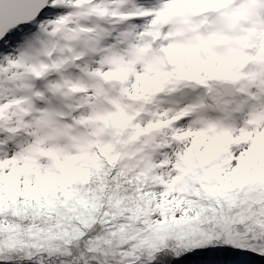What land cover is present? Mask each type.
I'll return each mask as SVG.
<instances>
[{"label": "snow or ice", "instance_id": "snow-or-ice-1", "mask_svg": "<svg viewBox=\"0 0 264 264\" xmlns=\"http://www.w3.org/2000/svg\"><path fill=\"white\" fill-rule=\"evenodd\" d=\"M0 264H264V0H0Z\"/></svg>", "mask_w": 264, "mask_h": 264}]
</instances>
